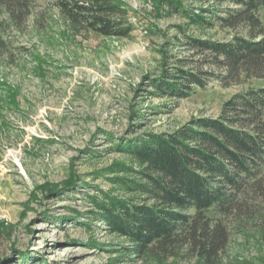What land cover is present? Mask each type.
Here are the masks:
<instances>
[{"label": "rangeland", "instance_id": "1", "mask_svg": "<svg viewBox=\"0 0 264 264\" xmlns=\"http://www.w3.org/2000/svg\"><path fill=\"white\" fill-rule=\"evenodd\" d=\"M123 1L136 26L128 39L74 34L53 0L0 6V264H201L182 242L173 255L157 247L135 254L130 239L90 214V197L113 190L143 198L110 179L123 176V165L141 168L121 148L146 133L218 118L233 95L263 86L264 78L224 79L226 68L208 50L186 44L187 36L216 42L248 35L245 22L200 26L184 14H158L157 0ZM259 13L264 25V6ZM178 69L198 72L204 85L162 93L155 85L162 77L180 81ZM259 209L264 213L263 199L251 194L233 211L208 212L228 231L218 264H264Z\"/></svg>", "mask_w": 264, "mask_h": 264}, {"label": "trees", "instance_id": "2", "mask_svg": "<svg viewBox=\"0 0 264 264\" xmlns=\"http://www.w3.org/2000/svg\"><path fill=\"white\" fill-rule=\"evenodd\" d=\"M53 1L76 35L93 31L128 39L136 30L123 0ZM223 1L237 7L221 8ZM9 2L0 0V6L5 4L10 11ZM200 2L211 5L188 9L182 0H157L156 12L184 14L200 26L211 27L213 20L229 28L245 22L248 35L216 42L187 36L186 44L208 50L215 64L226 68L224 79L243 73L264 78V25L259 13L264 0ZM177 72L174 78L180 81L162 77L155 86L162 93L185 95L188 82L204 85L196 71ZM121 149L141 168L130 170L123 165V176L110 179L117 189L144 196L128 199L115 196L113 190H100L90 197L98 210L90 214L101 216L111 233L130 239L135 254L157 247L173 255V245L182 242L191 246L201 264H218L228 231L222 223H213L208 212L233 211L251 194L264 201V85L233 95L218 118L193 120L174 133H146ZM261 219L264 225V216Z\"/></svg>", "mask_w": 264, "mask_h": 264}]
</instances>
